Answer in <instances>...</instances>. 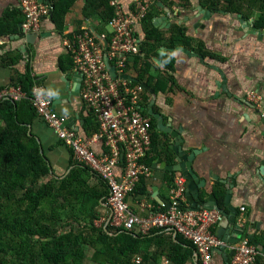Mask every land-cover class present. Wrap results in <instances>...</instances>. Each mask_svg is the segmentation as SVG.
Masks as SVG:
<instances>
[{"label":"crops","instance_id":"0c3cea01","mask_svg":"<svg viewBox=\"0 0 264 264\" xmlns=\"http://www.w3.org/2000/svg\"><path fill=\"white\" fill-rule=\"evenodd\" d=\"M134 1L123 0L124 7L135 9ZM150 2L151 19L138 25L142 53L132 62L130 78L138 81L137 67L145 69L141 81L149 97L145 114L155 127L144 162L152 174L141 178L140 187L128 198L130 206L136 214L147 216L169 202L177 176L185 177L181 170L170 168L184 163L175 150L181 138V151L186 156L195 152L191 166L197 177L192 189L185 177L182 205L217 209L223 220L212 231L231 244L248 237L258 251L255 264H264V32L237 14L211 10L205 17L200 9H210L199 5L194 10ZM86 3L74 0L60 25L52 14L43 18L30 38L22 31L19 1L0 0V91L16 88L25 77L41 82L52 94L56 113L90 140L97 126L81 100V78L64 41L82 29L101 35L111 27L105 25L100 10L86 8ZM241 19L256 32L246 30ZM176 24L185 28L190 46H168ZM147 27L157 29L162 42L149 38ZM251 95L260 99L258 107L248 101ZM18 106L12 113L7 105L0 106V120L4 123L14 112L49 162L51 175H83L90 187L105 190L98 175L73 164L70 149L38 117H32L28 106ZM90 147L97 154L105 151L101 140L92 141ZM117 171L123 175L121 167ZM100 209L94 225L107 227V202ZM137 237L136 264H200L195 249L175 232L156 230ZM230 253L214 249L211 264H231Z\"/></svg>","mask_w":264,"mask_h":264},{"label":"built area","instance_id":"2783aa9c","mask_svg":"<svg viewBox=\"0 0 264 264\" xmlns=\"http://www.w3.org/2000/svg\"><path fill=\"white\" fill-rule=\"evenodd\" d=\"M18 1L24 18L23 33L35 34L41 20L51 15V4L44 0ZM108 3L114 9L108 33L96 35L82 29L64 41L74 71L82 78L80 97L86 112L99 124V131L92 139L81 137L66 117L56 113L51 92L39 81L34 82L30 96L21 87L1 90L0 106L5 102L29 101L37 117L70 149L74 162L107 183L108 224L142 235L156 230L175 232L195 249L200 264H211L212 252L221 248L233 252L231 264H255L258 251L248 237L231 244L212 231L222 220L218 210H193L182 205L186 180L181 174L175 180L171 199L157 211L140 216L132 210L129 196L141 178L152 174L151 167L144 162L152 143V119L145 114V85L124 77H130L132 62L142 53L138 25L149 13L151 2L135 0V9H126L123 0H108ZM108 63L117 77L112 75ZM248 101L257 107L260 104L257 96H249ZM99 140L105 145L102 154L90 147L92 141ZM120 167L123 175L117 171ZM240 220L244 221L241 217Z\"/></svg>","mask_w":264,"mask_h":264},{"label":"trees","instance_id":"16d2710c","mask_svg":"<svg viewBox=\"0 0 264 264\" xmlns=\"http://www.w3.org/2000/svg\"><path fill=\"white\" fill-rule=\"evenodd\" d=\"M44 1L53 5L51 14L54 22L59 25L61 17L74 2ZM254 1L202 0L200 6L244 16L248 20L250 16L255 17L252 16L255 12L250 7ZM220 2H224L226 7H220ZM260 2L263 3L259 16L252 23L257 30L264 31V0H259ZM86 4V8L100 10L105 25H109L114 9L110 7L108 0H87ZM153 4L157 6L158 0H153ZM152 8L153 5L143 22L151 19ZM146 32L149 38L162 42L163 36L158 34L157 29L147 27ZM173 32L168 46H190L191 39L186 35L184 27L176 24ZM152 48L154 46L151 44L150 51ZM137 59L136 66L139 61ZM137 72L140 74L138 81H143L145 69L137 67ZM33 84L29 77H25L15 86L21 87L30 96ZM148 98L144 97V105ZM21 104L28 106L32 117H37L27 100L5 102L1 106L7 105L12 113V108L14 110ZM90 117L98 132V122ZM3 121L5 122L0 120V264H136V257L140 253V238L136 231L117 228L111 223H107V227L94 225V220L100 218V208L107 202V183L100 177L106 187L105 190H100L90 187L83 175L71 173L63 178H56L50 173L49 162L18 122L19 119L14 117V112L13 116L11 114ZM154 125L152 119V132ZM73 164L80 166L74 160ZM139 187L140 184L135 192Z\"/></svg>","mask_w":264,"mask_h":264},{"label":"water","instance_id":"95a60500","mask_svg":"<svg viewBox=\"0 0 264 264\" xmlns=\"http://www.w3.org/2000/svg\"><path fill=\"white\" fill-rule=\"evenodd\" d=\"M39 1H43V0H39ZM51 6H52V8H54L53 5H51ZM198 9H200V8H198ZM200 10H201L202 13H204L205 17H207V16H209L210 14H212V11H211V10H209V11H204V10H202V9H200ZM241 21L243 22V27H245L246 30H248L249 32H256L253 28H251L250 30L248 29L249 27L247 26V24L244 23V22H245L244 19H241ZM164 24H165V23H164ZM27 37H30V38H31V37H34V34L27 35ZM30 38H28V39H30ZM106 45H108V41H106ZM108 66H109V69H110L112 75H113L114 77H117L114 67H112V66L110 65V63H108ZM79 77H80V76H79ZM80 78H81V77H80ZM124 79H128V80L136 81V80L131 79V78L128 77V76L124 77ZM81 83H82V78H81ZM145 88H146V86H145ZM53 107H54V105H53ZM148 114H149V115H153V112L150 111V113H148ZM263 122H264V118H263ZM180 140H181V138H178V140H177V143H178V144L176 145L175 150H176L177 152H180L181 159L184 160V163H182V164H180V165L178 164V165L172 166V167H170V168H171L172 170H181L182 173H183V175H185V177H186L187 179L190 180V184H189L188 189H192V188H194V187H193V186H194V183L197 181L196 174H195V172L193 171L192 166H191V163H192V161H193V159H194V157H195V152L191 153L189 156H188V155L186 156V155L181 151V146H180V144H179V141H180ZM214 205H216V203H214ZM208 208L212 209L213 207H208ZM199 209H200V208H193V210H199ZM214 209H215V208H214ZM216 210H217V209H216ZM222 220H223V217H222ZM222 220L220 221V223L222 222ZM236 242H237V241H236ZM236 242H234V243H236ZM230 254H231V256H232L233 252H231Z\"/></svg>","mask_w":264,"mask_h":264},{"label":"rangeland","instance_id":"374dc122","mask_svg":"<svg viewBox=\"0 0 264 264\" xmlns=\"http://www.w3.org/2000/svg\"><path fill=\"white\" fill-rule=\"evenodd\" d=\"M150 1L153 2V0H150ZM200 1H202V0H158L159 3H165L170 7H178V8H182V9H190L191 7H193L194 10L197 9L196 7L198 5L200 6ZM192 2H194L193 5H192ZM262 3L263 2L259 3V0H255L254 2H252L250 4L251 10L255 12V14L252 16H255V17L259 16V12H260ZM220 5H221L220 7H223V8L226 7V4H224V2H220ZM255 17L250 16L249 19L253 22V20L256 19Z\"/></svg>","mask_w":264,"mask_h":264}]
</instances>
